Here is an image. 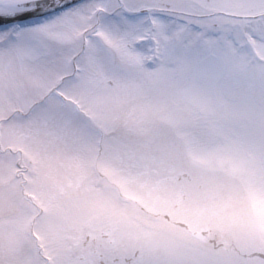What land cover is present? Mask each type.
Masks as SVG:
<instances>
[{"label": "snow or ice", "instance_id": "6c2138e0", "mask_svg": "<svg viewBox=\"0 0 264 264\" xmlns=\"http://www.w3.org/2000/svg\"><path fill=\"white\" fill-rule=\"evenodd\" d=\"M0 264H264V0H0Z\"/></svg>", "mask_w": 264, "mask_h": 264}]
</instances>
